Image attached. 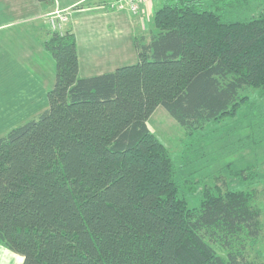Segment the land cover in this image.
I'll use <instances>...</instances> for the list:
<instances>
[{"label":"trees","instance_id":"1","mask_svg":"<svg viewBox=\"0 0 264 264\" xmlns=\"http://www.w3.org/2000/svg\"><path fill=\"white\" fill-rule=\"evenodd\" d=\"M256 3L161 0L136 62L89 77L74 34L50 32L48 106L0 137V244L21 264H264L248 255L262 233L257 190L237 188L253 165H226L233 179L204 186L194 207L179 172L209 135L194 134L243 105L264 132V0L245 18L221 12ZM157 106L191 138L177 158L146 125Z\"/></svg>","mask_w":264,"mask_h":264},{"label":"crops","instance_id":"2","mask_svg":"<svg viewBox=\"0 0 264 264\" xmlns=\"http://www.w3.org/2000/svg\"><path fill=\"white\" fill-rule=\"evenodd\" d=\"M114 1L0 0V12L13 16L0 14V137L48 106L47 92L55 80V62L44 47L50 32L70 30L74 34L80 77L136 62L134 41L139 37L149 41L153 29L145 32V20L161 0L139 4L136 13L126 7L113 8ZM55 13L66 17L58 21L60 28L50 24ZM10 254L22 263L19 254Z\"/></svg>","mask_w":264,"mask_h":264},{"label":"rangeland","instance_id":"3","mask_svg":"<svg viewBox=\"0 0 264 264\" xmlns=\"http://www.w3.org/2000/svg\"><path fill=\"white\" fill-rule=\"evenodd\" d=\"M258 2L253 6H249L248 10H244L241 7L233 8H221L223 16L229 19H240L256 14L258 8ZM160 7L159 4L156 8ZM1 10V9H0ZM153 11V12H154ZM152 12V15H153ZM2 16L6 14V18H13L12 15L5 13L3 10L0 12ZM152 15L145 20V32L153 29ZM139 34L137 36H142ZM140 38V37H139ZM130 64V63H126ZM249 95L253 100L257 99L256 92L254 90H248L243 92ZM264 104V101L262 102ZM247 111L245 106H241L237 110L233 117H223L218 123H210L205 125L199 134L195 133L193 136L194 141L199 140L204 133L209 134L206 137L201 138L196 142V148L189 153V157L184 160L179 166V172L182 177H188L189 182L184 187L186 199L189 206H197L200 201L201 191L207 186H211L216 183L218 187H222V181H230L232 176L227 175L226 165L236 164L243 166L246 164L253 165L251 171L253 174L257 173L253 182L247 183V181L237 188L242 189H256L257 190V205L261 210V227L262 233L256 242L248 248V255L250 258L264 262V132H262L261 138L252 130L250 123L254 119H250L246 115L242 116V112ZM237 119V125L240 128H236L237 131L232 132L230 135L225 136L221 128L226 124L230 125ZM261 120V119H259ZM146 125L150 132L156 136V138L163 144L173 158H177L180 153L185 151V146L191 141L190 137L185 135L182 126L176 122L168 112L161 106H157L153 113L146 121ZM236 125V126H237ZM228 130L227 132L232 131ZM226 138V139H224ZM241 141V142H240ZM246 141L247 146L240 148L239 150L234 147L235 143L243 144ZM236 146V145H235ZM237 147V146H236ZM238 148V147H237ZM187 161V162H186ZM231 184L235 185L236 182ZM233 187V186H232ZM3 253H7L3 255ZM11 250L0 244V264H21L17 259L12 258ZM14 253V252H13ZM14 256L18 254H13ZM22 261V260H21Z\"/></svg>","mask_w":264,"mask_h":264},{"label":"built area","instance_id":"4","mask_svg":"<svg viewBox=\"0 0 264 264\" xmlns=\"http://www.w3.org/2000/svg\"><path fill=\"white\" fill-rule=\"evenodd\" d=\"M153 0H115L111 6L116 9L128 8L132 13L137 12L139 4H151ZM66 17L60 13L52 14L50 17V24L53 28H60L58 21L63 22Z\"/></svg>","mask_w":264,"mask_h":264}]
</instances>
